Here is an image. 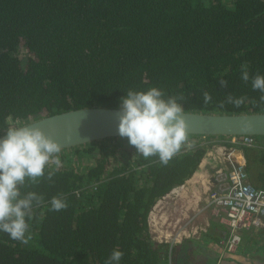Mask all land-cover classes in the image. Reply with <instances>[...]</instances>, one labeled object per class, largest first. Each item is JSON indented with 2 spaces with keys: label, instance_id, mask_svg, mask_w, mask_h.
I'll return each instance as SVG.
<instances>
[{
  "label": "trees",
  "instance_id": "trees-1",
  "mask_svg": "<svg viewBox=\"0 0 264 264\" xmlns=\"http://www.w3.org/2000/svg\"><path fill=\"white\" fill-rule=\"evenodd\" d=\"M244 64L250 77L264 75V0H0V134L9 116L31 121L118 107L129 89L182 93L185 111H264L261 93L241 79ZM204 90L213 103H202ZM229 93L246 103L220 107ZM230 138L189 135L194 146L167 165L145 159L120 136L62 149L52 180L47 172L55 165L21 189L44 203L27 244L0 231V264H105L117 249L120 264H179L173 247L153 239L149 213L197 172L208 150L238 147L250 184L264 188V136L251 145ZM59 194L68 207L52 211Z\"/></svg>",
  "mask_w": 264,
  "mask_h": 264
},
{
  "label": "clouds",
  "instance_id": "clouds-1",
  "mask_svg": "<svg viewBox=\"0 0 264 264\" xmlns=\"http://www.w3.org/2000/svg\"><path fill=\"white\" fill-rule=\"evenodd\" d=\"M241 79L261 95L257 103L264 105V75L250 77L247 64L241 66ZM222 88L228 87V81L220 78ZM126 96L120 98L118 110V134L127 138L130 146L145 159L158 157L159 162L167 165L183 148H192L189 140L188 125L183 118V103L187 97L182 93L168 96L157 87L146 91L129 89ZM202 103H213L212 95L202 91ZM246 96L235 97L228 94L220 107L231 104L236 108L243 106ZM62 146L45 134L39 127L10 125L0 136V231L11 239L27 244L30 236V221L34 219L35 209L44 203V197L35 191H21L26 181L39 183L47 172V179L52 180L55 171L61 165ZM52 211L65 210L68 207L63 194L50 201ZM124 253L113 250L105 264H120Z\"/></svg>",
  "mask_w": 264,
  "mask_h": 264
},
{
  "label": "crops",
  "instance_id": "crops-1",
  "mask_svg": "<svg viewBox=\"0 0 264 264\" xmlns=\"http://www.w3.org/2000/svg\"><path fill=\"white\" fill-rule=\"evenodd\" d=\"M224 148L226 149L225 145L221 143L213 146L204 156L197 172L184 184L174 188L158 200L154 206L156 209L157 206L163 204V199L174 198L176 193H180L183 198V213L180 216H174L182 219L181 221L191 218L189 234L176 239L174 244L168 242L172 245L173 255L179 264H187L190 256L196 251L199 254L205 252L211 256L207 264H264V226L238 231L239 242L233 250L229 251L222 243L230 233L228 227L217 215L211 214L208 209H202L207 200L206 191L209 187H214L213 175L217 165L221 163L219 159L224 165L228 163L225 154L221 155ZM201 185L203 195L200 192ZM166 211L159 213L165 215ZM198 253L195 261L201 264L202 260Z\"/></svg>",
  "mask_w": 264,
  "mask_h": 264
},
{
  "label": "built area",
  "instance_id": "built-area-1",
  "mask_svg": "<svg viewBox=\"0 0 264 264\" xmlns=\"http://www.w3.org/2000/svg\"><path fill=\"white\" fill-rule=\"evenodd\" d=\"M254 140L253 135H231V141L244 145H251ZM225 147L221 155L225 154L228 163L224 165L219 159L221 163L213 175L214 187L210 189L202 209H208L211 214L217 215L228 227L230 233L222 243L231 251L239 242L238 231L264 226V188H255L250 184L242 151L236 146ZM159 218L151 210L148 224L154 240L174 244L176 239L189 234L191 218L182 222L177 220L173 226L167 222L165 227L159 223Z\"/></svg>",
  "mask_w": 264,
  "mask_h": 264
},
{
  "label": "water",
  "instance_id": "water-1",
  "mask_svg": "<svg viewBox=\"0 0 264 264\" xmlns=\"http://www.w3.org/2000/svg\"><path fill=\"white\" fill-rule=\"evenodd\" d=\"M118 107L92 105L39 117L20 126L42 129L62 149L91 143L118 134ZM189 135L264 136V111H183ZM1 133L0 136H3Z\"/></svg>",
  "mask_w": 264,
  "mask_h": 264
},
{
  "label": "rangeland",
  "instance_id": "rangeland-1",
  "mask_svg": "<svg viewBox=\"0 0 264 264\" xmlns=\"http://www.w3.org/2000/svg\"><path fill=\"white\" fill-rule=\"evenodd\" d=\"M17 53H18V55H19V57L21 59H25V57L27 56V52H26L24 46H22V45H20L18 47ZM29 120H23L22 118H12L10 116L8 117V122H9L10 125H16L17 121L19 122V125L20 124H25ZM256 138H258V136H256ZM261 139H262L261 137L258 138V140H261ZM217 166H219V164ZM202 188H203V186L201 187V191L200 192L203 195V192H202L203 189ZM210 189H211V187H209L208 190L206 191V197H207ZM196 190H198V189L196 188ZM182 199L183 198L181 197L180 193H176V195H175L174 198H171V199H167V198L166 199H163V204L162 205L157 206L156 209L155 208L152 209L153 212L158 213L157 218H159V215L162 216L161 218H159V223H161L162 227H165L167 225V222L170 223V226L171 225L173 226V224L177 220H179L180 222H182L181 221L182 219L180 220L179 218H177V217L174 216V215L180 216V214L183 213L182 212V207H183V205H182ZM163 210H167L164 213L165 215H163L162 213H159V212H162ZM169 212H171V213H169ZM183 221H186V219L183 220ZM170 226H168V227L170 228ZM158 227H159V225H158ZM188 228H189V226H188ZM194 253H193V255L190 256L189 262L187 264H199V262H196L195 261V258H196V255H197L198 252L196 251ZM198 255L200 256V259L202 260V263L201 264H207L208 259H210V257H211L209 254H207V253L205 254V252H202V254H199L198 253Z\"/></svg>",
  "mask_w": 264,
  "mask_h": 264
}]
</instances>
